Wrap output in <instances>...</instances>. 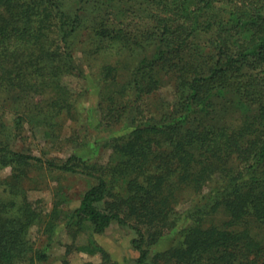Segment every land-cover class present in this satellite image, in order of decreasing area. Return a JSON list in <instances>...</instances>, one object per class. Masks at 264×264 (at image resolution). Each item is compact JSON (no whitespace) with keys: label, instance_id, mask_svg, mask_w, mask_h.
Listing matches in <instances>:
<instances>
[{"label":"trees","instance_id":"1","mask_svg":"<svg viewBox=\"0 0 264 264\" xmlns=\"http://www.w3.org/2000/svg\"><path fill=\"white\" fill-rule=\"evenodd\" d=\"M132 1L102 0V17L114 4ZM136 1L146 14L134 38L106 21L92 25L106 48L139 47L144 56L125 83L118 65L102 67L103 117L123 129L112 161L87 167L75 155L57 164L12 144L26 126L51 137L75 119L78 100L65 81H91L92 74L78 65L73 42L87 9L101 1L0 0V104L15 107L12 123L0 120V165L14 166L0 181L6 195L0 193V264L46 260V251H33L29 235L34 227L52 232L61 220L57 209L46 220L29 200L27 168L76 173L75 162L97 184L69 225L101 235L114 223L134 221L137 264H264V0ZM127 14L130 22L138 15L134 8ZM200 33L213 35L215 54L207 58L191 42ZM171 57L179 61L169 66L175 100L147 115L144 103L161 90ZM174 231L178 243L154 258L152 246ZM76 251L110 262L94 240Z\"/></svg>","mask_w":264,"mask_h":264},{"label":"rangeland","instance_id":"2","mask_svg":"<svg viewBox=\"0 0 264 264\" xmlns=\"http://www.w3.org/2000/svg\"><path fill=\"white\" fill-rule=\"evenodd\" d=\"M100 1V4L97 3L98 5L87 9L84 15V27L73 42L78 65L92 74L91 81L79 78L65 81L78 100L79 105L75 119L69 120L62 132L53 133L51 137L45 136L43 132L35 134L30 126H26L25 131L12 144L15 150L33 154L45 161H54L57 164L65 163L73 155L82 159L87 167L107 165L112 161L113 145L120 137L123 126L109 127L107 126L109 120H105L103 117L107 111V91H103L100 72L106 64H116L122 69L119 71L120 80L125 83L131 75L130 69L134 68L144 56V50L135 47L134 50L124 49L126 51L124 52L122 46L115 44L106 48L107 43L96 36L92 25L96 22L101 24L102 21H106L112 30L129 32L130 39H132L142 26L143 22L140 17L146 13L143 11L144 6L142 7L135 0L128 4L124 2L114 4L113 7L107 9L108 14L102 17L104 14L102 9L105 10L106 7H101L102 0ZM132 8L137 11L138 15L135 16V20L130 22L128 14L125 17L124 14ZM101 18L103 19L101 20ZM212 36L211 33H200L194 38L195 40L191 41L194 45L198 44L202 47L204 58L215 54L211 45ZM194 49L195 47L192 46V51L186 54L187 58L192 56ZM171 58L172 60L160 74L161 90L144 103V111L147 115L162 113L163 110L160 108L166 102L171 103L175 100L174 83L169 66L179 61L175 57ZM120 89L118 87L116 90L118 95H120ZM117 98H121V96H117ZM13 108L15 109L11 102L6 106L0 104V120L7 124L12 123L15 118ZM229 120L233 121L231 117ZM71 165H77L75 166L76 173L62 172L43 164H35L26 170L28 179L25 183L29 200L42 212L46 220L51 219L50 216L55 209L61 213V220L57 222L54 231H46L45 226L34 227L31 230L29 237L32 241L33 251H46L47 253V259L38 261L36 264H62L65 260H69L70 264H85L87 262L100 264L102 262L100 256H86V254L76 251V247L88 244L89 240H94L109 254V264H137L139 253L132 245V241L137 238V233L133 228L134 221H131L129 226L114 223L101 235L94 234L90 226L80 230L77 225L73 224L72 227L69 225L68 221L72 212L79 207L84 193L97 184L95 177L87 175L89 170L84 164L79 166V163L75 162ZM13 169L14 166L3 167L0 165V181L4 182L11 177L14 174ZM1 191L0 188L2 195ZM3 196L6 195L3 194ZM187 207L188 204L183 203L177 207V210L183 214ZM179 239L178 232H167L158 243L152 246V256L155 258L160 253L169 250L178 243ZM164 263L163 260L158 262V264Z\"/></svg>","mask_w":264,"mask_h":264}]
</instances>
